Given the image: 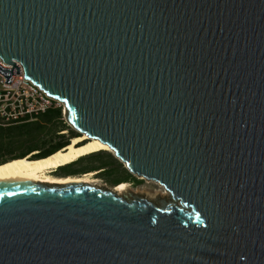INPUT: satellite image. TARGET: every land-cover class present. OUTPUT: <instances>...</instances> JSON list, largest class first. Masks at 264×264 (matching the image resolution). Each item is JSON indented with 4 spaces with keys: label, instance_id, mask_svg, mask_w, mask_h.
I'll use <instances>...</instances> for the list:
<instances>
[{
    "label": "water",
    "instance_id": "1",
    "mask_svg": "<svg viewBox=\"0 0 264 264\" xmlns=\"http://www.w3.org/2000/svg\"><path fill=\"white\" fill-rule=\"evenodd\" d=\"M0 61L173 199L2 178L0 264H264V0H0Z\"/></svg>",
    "mask_w": 264,
    "mask_h": 264
},
{
    "label": "trees",
    "instance_id": "2",
    "mask_svg": "<svg viewBox=\"0 0 264 264\" xmlns=\"http://www.w3.org/2000/svg\"><path fill=\"white\" fill-rule=\"evenodd\" d=\"M78 136L81 134L70 128L61 109L48 110L33 120L0 126V165L28 156L32 159L48 157L66 148ZM120 166H123L122 163ZM123 171L128 177H134L128 169L123 168ZM141 181L137 179L136 185Z\"/></svg>",
    "mask_w": 264,
    "mask_h": 264
},
{
    "label": "built area",
    "instance_id": "3",
    "mask_svg": "<svg viewBox=\"0 0 264 264\" xmlns=\"http://www.w3.org/2000/svg\"><path fill=\"white\" fill-rule=\"evenodd\" d=\"M20 72L11 64L0 61V126L33 120L40 114L53 109H61L66 120L65 103L48 96L31 79L24 80L25 74L20 63Z\"/></svg>",
    "mask_w": 264,
    "mask_h": 264
},
{
    "label": "flooded vegetation",
    "instance_id": "4",
    "mask_svg": "<svg viewBox=\"0 0 264 264\" xmlns=\"http://www.w3.org/2000/svg\"><path fill=\"white\" fill-rule=\"evenodd\" d=\"M121 163L118 157L101 152L84 157L53 173L50 172V176L54 177L55 181L41 182L49 186H64L73 182L82 183L102 191L114 192L125 198H134L132 189L142 185L143 181L136 185L137 179H143L133 174L134 177H128L126 172L123 171V166H120ZM123 184L126 185V188H121Z\"/></svg>",
    "mask_w": 264,
    "mask_h": 264
},
{
    "label": "bare ground",
    "instance_id": "5",
    "mask_svg": "<svg viewBox=\"0 0 264 264\" xmlns=\"http://www.w3.org/2000/svg\"><path fill=\"white\" fill-rule=\"evenodd\" d=\"M88 140L80 146V143ZM100 151H108L115 153L109 145L101 143L99 140L88 139L86 135H82L72 140L66 148L56 152L55 154L40 160H32L30 156L22 159H15L0 165V179L13 176L14 179L23 178L30 181H55L50 176V172L74 162L80 157L88 156ZM76 183V182H73ZM69 184V183H68ZM121 188H126L122 185Z\"/></svg>",
    "mask_w": 264,
    "mask_h": 264
},
{
    "label": "rangeland",
    "instance_id": "6",
    "mask_svg": "<svg viewBox=\"0 0 264 264\" xmlns=\"http://www.w3.org/2000/svg\"><path fill=\"white\" fill-rule=\"evenodd\" d=\"M68 125L70 126L71 129L76 130L75 127L71 126L70 124ZM101 152H106V153L116 156L115 153H112V152L100 151L99 153ZM121 162H122L123 168L127 169L123 161ZM130 188H133V187H130ZM132 191H133L134 196L142 197L143 199L148 200L157 206H163L165 201L171 202L173 200L171 194L167 192L164 187H162L160 184L154 181H150L147 179H143L142 185L132 189Z\"/></svg>",
    "mask_w": 264,
    "mask_h": 264
}]
</instances>
